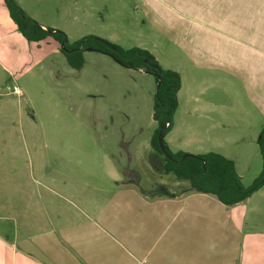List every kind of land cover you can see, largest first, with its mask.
<instances>
[{
    "label": "crops",
    "instance_id": "crops-1",
    "mask_svg": "<svg viewBox=\"0 0 264 264\" xmlns=\"http://www.w3.org/2000/svg\"><path fill=\"white\" fill-rule=\"evenodd\" d=\"M138 3L144 21L186 60L172 68L182 81L172 128L181 121L194 132L224 129L213 118L225 105L210 99L216 88L231 100L239 93L241 106L248 100L264 127V0ZM209 122H215L211 128ZM169 132L165 140L173 149ZM7 140L0 139V264H264V231L245 238L241 221L233 225L231 209L214 194L189 190V182L180 192L170 189L172 195L147 194L127 180L103 193L96 181L83 184L82 166L73 179L50 162L40 142H32L27 163L29 147Z\"/></svg>",
    "mask_w": 264,
    "mask_h": 264
},
{
    "label": "rangeland",
    "instance_id": "rangeland-1",
    "mask_svg": "<svg viewBox=\"0 0 264 264\" xmlns=\"http://www.w3.org/2000/svg\"><path fill=\"white\" fill-rule=\"evenodd\" d=\"M18 1L41 24L66 32L71 42L96 34L125 48L150 49L164 68H176L178 59L186 63L181 48L144 21L138 0ZM83 57L84 65L74 68L52 36L41 41L25 39L0 0V139L12 138L6 141L8 146L29 147V151L32 142H40L50 162L63 166L73 179L82 166L83 184L96 181L103 193L126 180L147 194L180 192L188 181L156 170L150 162L158 126L153 117L155 75L126 67L95 49H85ZM15 86L22 95L14 92ZM233 86L239 92L237 81ZM211 91V100L225 103L220 116L213 118L227 127L194 132L178 121L168 134L173 149L169 147L191 154L223 153L236 161L243 183L249 185L264 167L257 142L264 128L258 122L259 110L242 99L252 114L248 116L239 93L231 100L222 89ZM185 121L194 126L192 120ZM29 151L24 158L27 163L33 160ZM226 207L231 209L233 225L241 221L245 238L264 231V185L250 198Z\"/></svg>",
    "mask_w": 264,
    "mask_h": 264
},
{
    "label": "trees",
    "instance_id": "trees-1",
    "mask_svg": "<svg viewBox=\"0 0 264 264\" xmlns=\"http://www.w3.org/2000/svg\"><path fill=\"white\" fill-rule=\"evenodd\" d=\"M12 20L18 30L29 41H41L49 36L56 39L66 54L68 62L74 68L84 65L83 51L88 47L113 56L126 67L137 68L155 75L158 89L155 95L153 117L157 128L152 137V166L178 180L189 182V190L210 193L226 205H234L251 197L264 185L263 171L245 185L239 175L234 159L219 152L210 151L203 154H191L184 151H172L165 136L172 129L179 107L178 92L181 88V75L172 68H164L155 55L139 46L125 48L107 38L88 34L75 41H70L66 32L46 27L33 18L18 2L4 0ZM164 130L165 151L162 150L158 136ZM258 145L264 166V128L258 137ZM162 194L172 195L169 191Z\"/></svg>",
    "mask_w": 264,
    "mask_h": 264
},
{
    "label": "water",
    "instance_id": "water-1",
    "mask_svg": "<svg viewBox=\"0 0 264 264\" xmlns=\"http://www.w3.org/2000/svg\"><path fill=\"white\" fill-rule=\"evenodd\" d=\"M87 49L92 50L93 48H92V47H88ZM164 130H165V129H163V130L159 133V136H158L159 144H160V146H161V148H162L163 151H165L164 135H163Z\"/></svg>",
    "mask_w": 264,
    "mask_h": 264
},
{
    "label": "built area",
    "instance_id": "built-area-1",
    "mask_svg": "<svg viewBox=\"0 0 264 264\" xmlns=\"http://www.w3.org/2000/svg\"><path fill=\"white\" fill-rule=\"evenodd\" d=\"M14 92H15L16 94H20V90H19V87H18V86H15V87H14Z\"/></svg>",
    "mask_w": 264,
    "mask_h": 264
}]
</instances>
